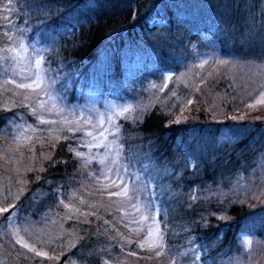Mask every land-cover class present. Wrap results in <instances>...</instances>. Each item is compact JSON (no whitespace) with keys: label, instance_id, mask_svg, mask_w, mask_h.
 Wrapping results in <instances>:
<instances>
[{"label":"trees","instance_id":"obj_1","mask_svg":"<svg viewBox=\"0 0 264 264\" xmlns=\"http://www.w3.org/2000/svg\"><path fill=\"white\" fill-rule=\"evenodd\" d=\"M10 9L42 45L62 98L109 89L136 104L164 71L172 77L139 119L119 120L115 164L148 219L157 211L162 247L154 255L139 247L144 226L136 230L130 207L100 183L98 166L76 155L80 132L65 130L28 153L15 202L28 220L53 223L64 253L53 264L66 254L82 264H167V257L192 264L196 256L225 264L241 253L244 232L264 248V196L245 201L234 191L241 177L263 173L264 106L235 111L252 96L250 84L264 81V0H12ZM206 50L226 61L196 74ZM189 96L197 103L175 116ZM20 113L31 120L25 106L0 109V127ZM253 260L264 264V254L254 252Z\"/></svg>","mask_w":264,"mask_h":264},{"label":"rangeland","instance_id":"obj_2","mask_svg":"<svg viewBox=\"0 0 264 264\" xmlns=\"http://www.w3.org/2000/svg\"><path fill=\"white\" fill-rule=\"evenodd\" d=\"M2 14L4 32L9 35L20 33L23 39L22 41H9L5 37V43L2 47L0 46V49L8 45L15 47L17 55L20 57L18 62H13L16 68L24 69L31 67L32 57H35L37 53L44 55L42 45L35 38L30 39L25 25L17 23L16 17L12 16L11 10H3ZM4 17L8 19H4ZM152 20L161 21L159 18ZM20 30L23 31L20 32ZM21 42L24 48L27 49V52L20 48ZM207 53H209L208 50L201 51L199 58L195 61L194 72L196 74L203 69V73H210V71L222 66L226 61ZM205 61L207 63H204ZM43 67L45 68L44 65ZM5 69L8 70L5 71ZM170 73V71H164L162 79L159 82L150 84V89L153 90L155 88V90L150 91L148 97L145 95L144 99L137 101L136 104L134 102L132 104L129 97L122 99L117 94H112L109 89L108 92H104L102 95L95 94V92H91L90 90H83L77 94L76 99L71 101L67 98H62L63 96L54 89V86L52 87L53 91L55 90V99H49L43 93L37 94V92H33L30 89L17 87L18 84L28 83L29 81L14 77L12 69L9 68L8 64L0 61V109L25 106L31 114V120L24 115L22 117V113H20L21 119H10L0 127V208L9 209L8 212L0 214V259L4 256L6 264H30L29 261L32 258H34L36 264H53L54 261H58L63 256V251L53 241L57 234L54 233L55 227L53 223L32 222L28 220L26 216H23L24 214H20V210L15 205V202L18 199L17 192L21 188V183L19 182L20 176L22 173H26L24 171L27 169L25 163L28 153H32L35 146L39 143H46L47 141L53 143L65 130L80 132L81 136L78 139L75 152L82 154L79 157L82 158L83 164L86 166L96 164L98 166L100 183H102L110 195L121 197L125 204L130 207L128 214L135 219L133 222H135L136 230L140 229L141 225L142 227L144 226L142 236L139 238V247L151 252L158 249L152 247L154 243L163 244L160 227L156 219L157 211L153 209L148 219L147 208L138 200L139 197H132L131 193L127 196L114 194L122 193L124 185H127L129 189H133V187L128 179L117 174L115 171V164L117 163L119 153L118 140L112 135V131L115 129L110 128V125L105 123L103 127L109 128L110 131L107 134V139H103L98 135L101 129L96 127V123L102 116L107 119L108 116H114L115 111H122V108H120L122 105H132L133 111L131 115L129 114L131 116L129 118L135 116V118L139 119L144 108L153 105L158 95L155 91L160 92L167 84L169 79L166 78L170 76ZM250 78L251 76H249ZM95 79H98V77ZM249 87L252 96L235 112L242 113L264 106V103H257L258 100L264 99V81L259 87L257 85L254 87L251 84ZM41 103L44 104L43 108L39 107ZM196 103L197 101L192 96L185 98L181 109L176 111L175 116H181ZM53 105H55L56 110L50 111L49 109L53 108ZM33 109L37 110L36 115L32 114ZM122 118L114 117V124L117 128H119V120ZM40 119L50 121V123H39ZM86 119L91 120L92 123L86 124ZM9 121L13 122L9 123ZM88 133H91V135H88ZM93 137L97 138L93 139ZM262 171L263 173L256 177L253 174H249L245 178L241 177L234 185L235 194L244 198L245 201L252 197L264 196V166ZM118 176L122 177L123 184L117 178ZM254 177L259 179L260 182L256 183ZM12 180L15 182H12ZM245 237L250 241L247 245L244 243ZM253 237H255L254 234L248 232L242 233L241 253L227 260L225 264L253 263L254 252L264 254L263 244L260 247ZM258 239L256 238V240ZM25 244L28 247H24ZM37 253H40V255H37ZM19 257L22 259H19ZM27 258L29 259L27 260ZM165 259L167 264L175 263V259L172 257ZM63 264L82 263L76 260L73 255L66 254ZM119 264L139 263L134 259H130L123 260ZM142 264H148V261ZM192 264L202 263L194 259Z\"/></svg>","mask_w":264,"mask_h":264},{"label":"snow or ice","instance_id":"obj_3","mask_svg":"<svg viewBox=\"0 0 264 264\" xmlns=\"http://www.w3.org/2000/svg\"><path fill=\"white\" fill-rule=\"evenodd\" d=\"M12 0H8V3H0V8H2L4 11H10V4ZM4 19H8L7 17H4ZM23 30H20L22 32ZM4 36L7 38L9 41H14V40H20L22 41L23 37L20 33L14 34V35H9L8 33H4ZM20 48L23 49L25 52H27V49L24 48L23 43H20ZM20 57L17 55V49L11 45H8L2 49H0V61L7 63L9 68L12 69V75L14 77H19L21 80L24 81H29L28 83H20L17 85V87L20 88H27L32 90L33 92H37V94L43 93L49 97V99H55V94L53 91V85L56 83V80L52 79L50 76L51 69H45L43 67L45 61V58L42 54L37 53L35 57H32L31 59V67H27L24 69H17L15 63L13 62H18ZM204 63H207L206 61ZM202 66V65H201ZM8 69H5L7 71ZM166 79H172V77H167ZM155 87V85H153ZM191 103V101H189ZM257 103H264V99L258 100ZM40 108L44 107V104L41 103L39 106ZM251 107V105H249ZM122 108V111H115L114 116H108L107 119H105L103 116L97 121L96 127L98 129H101L98 133L99 137H102L103 139H107V134L109 133L110 129L109 128H104V124L108 123L110 125V128L115 129L112 131V135L114 138H118L119 135V129L115 126L114 124V117H123L124 119H127L129 114L133 111L132 105H122L120 106ZM6 111L9 109H5ZM51 110H56L55 105H53V108L49 109ZM37 110L33 109L32 114L36 115ZM13 121H9V123H12ZM179 122V121H177ZM39 123H50V121L40 119ZM85 123H92L91 120H85ZM88 135H91V133H88ZM97 137H93V139H96ZM16 139V138H14ZM77 156H81L82 154L77 152ZM121 183L123 184V179L122 177H117ZM195 192V190H193ZM132 194L133 196L135 195V190L134 189H129L127 185H124L122 193H114V194H123L125 196ZM192 200L197 199L195 195H193ZM149 207H151V204H149ZM8 208H0V214L8 212ZM15 215V213H13ZM11 219V217H9ZM220 219H224V217H220ZM159 239V237H157ZM19 243V241H17ZM244 243L245 245L249 244L250 241L247 240V237L244 238ZM24 247H28V245H24ZM143 247V245H141ZM153 248H160L162 247L161 244L159 243H154L152 245ZM196 251V250H193ZM159 254V253H158ZM37 255H40V253H37ZM46 255V254H45ZM58 259V258H57ZM196 259L198 260L199 257L196 256Z\"/></svg>","mask_w":264,"mask_h":264},{"label":"bare ground","instance_id":"obj_4","mask_svg":"<svg viewBox=\"0 0 264 264\" xmlns=\"http://www.w3.org/2000/svg\"><path fill=\"white\" fill-rule=\"evenodd\" d=\"M152 21V20H151Z\"/></svg>","mask_w":264,"mask_h":264}]
</instances>
